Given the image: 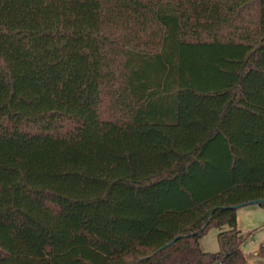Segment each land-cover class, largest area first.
<instances>
[{
    "label": "trees",
    "instance_id": "obj_1",
    "mask_svg": "<svg viewBox=\"0 0 264 264\" xmlns=\"http://www.w3.org/2000/svg\"><path fill=\"white\" fill-rule=\"evenodd\" d=\"M255 199L264 0H0V264H247Z\"/></svg>",
    "mask_w": 264,
    "mask_h": 264
},
{
    "label": "rangeland",
    "instance_id": "obj_2",
    "mask_svg": "<svg viewBox=\"0 0 264 264\" xmlns=\"http://www.w3.org/2000/svg\"><path fill=\"white\" fill-rule=\"evenodd\" d=\"M237 227L245 235L242 245L247 264H264V259L258 258V249L264 246V207L258 204L244 205L236 209ZM220 229L210 226L199 239L201 249L216 252L219 249L217 233Z\"/></svg>",
    "mask_w": 264,
    "mask_h": 264
},
{
    "label": "water",
    "instance_id": "obj_3",
    "mask_svg": "<svg viewBox=\"0 0 264 264\" xmlns=\"http://www.w3.org/2000/svg\"><path fill=\"white\" fill-rule=\"evenodd\" d=\"M261 202L260 199H255V200H249L246 201L240 205H235L234 207L237 209L238 207L244 206V205H251V204H259ZM179 236L174 237L172 240H170L169 242H167L164 246H168L171 243H173Z\"/></svg>",
    "mask_w": 264,
    "mask_h": 264
},
{
    "label": "crops",
    "instance_id": "obj_4",
    "mask_svg": "<svg viewBox=\"0 0 264 264\" xmlns=\"http://www.w3.org/2000/svg\"><path fill=\"white\" fill-rule=\"evenodd\" d=\"M254 255H256V254H254Z\"/></svg>",
    "mask_w": 264,
    "mask_h": 264
}]
</instances>
